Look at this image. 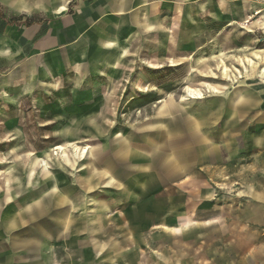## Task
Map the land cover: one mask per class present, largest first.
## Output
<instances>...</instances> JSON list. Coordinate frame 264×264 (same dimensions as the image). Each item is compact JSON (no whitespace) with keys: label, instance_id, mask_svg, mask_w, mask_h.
I'll list each match as a JSON object with an SVG mask.
<instances>
[{"label":"crops","instance_id":"1","mask_svg":"<svg viewBox=\"0 0 264 264\" xmlns=\"http://www.w3.org/2000/svg\"><path fill=\"white\" fill-rule=\"evenodd\" d=\"M72 1L1 0L15 15L43 13L54 17L27 24L25 18L10 17L0 7V64L2 56L15 59L20 46L30 45L36 38L43 48H50L30 57L21 68L14 67L1 79L2 86L21 83L12 94L1 92L2 98L7 96L13 101L17 97L51 95L60 89V74H71L73 98L65 105H57L56 120L45 125L67 123L54 139L78 147L67 149L65 143L58 144L65 147L62 155H53L51 149L30 151L29 156L42 158L0 183V264H60L54 257L55 246L57 250L69 247L64 264H119L126 260L127 264H183L167 253L140 259L142 253L134 233L149 226H163L182 241L199 229L193 218L177 225L158 223L165 214L159 192L169 188V211L173 208L170 204L175 183L196 163L210 161L212 152L216 153L214 159H223L227 152L237 153L241 145L237 138L244 133L241 122L249 119L251 111L258 114L252 140L264 146V44L242 47L239 50L243 53L238 54H230L222 47L210 56L202 53L194 57L189 48L206 46V29H199V39L187 45L176 40L174 31L160 22L162 7L178 14L186 11L191 18L196 2L197 11L204 13L210 0H77L76 10L67 15ZM219 4L236 15L243 13L242 23L234 17L228 26L243 29L245 34L255 29L264 34V14L248 28L245 26L250 14L261 9L257 0H219ZM90 8L91 13H86ZM69 33L74 40L59 46ZM228 37L225 35L222 41ZM181 50L184 54L177 56ZM142 54L153 59L142 58ZM139 55L146 68L147 63L154 66L152 71L165 64L177 66L193 60L195 64L187 70L180 96L192 102L171 97L158 101L160 105L152 109L151 117L138 112L142 118L137 116L127 122V132L114 139L108 149L80 145L82 130L98 138L105 136L106 123L102 119L115 106L111 99L117 90L115 81L122 77L126 64L130 69V60ZM223 65L229 68L227 73ZM192 75L195 78H190ZM198 77L204 80L195 85ZM244 77H257V82L253 87L240 83ZM146 86L132 85L136 94L132 101L147 92ZM187 87L200 89L202 97L190 96ZM206 96L213 98L202 102ZM70 103L72 108L66 106ZM44 107L39 104V108ZM196 179L184 182L189 185L202 181ZM242 181L245 185L241 194L258 201L246 207L245 217L262 224L264 194L255 192L247 178ZM133 206V214L128 211L127 215H112L114 209L128 210ZM126 218L130 221L127 226L123 224ZM210 224L205 220V227ZM124 231L127 248L114 237ZM133 246L136 249L129 250ZM79 256L83 261H76Z\"/></svg>","mask_w":264,"mask_h":264},{"label":"rangeland","instance_id":"2","mask_svg":"<svg viewBox=\"0 0 264 264\" xmlns=\"http://www.w3.org/2000/svg\"><path fill=\"white\" fill-rule=\"evenodd\" d=\"M76 1L73 0L69 4L67 15L76 10ZM98 1L101 3L104 0ZM197 6L196 2L191 9V18L188 17L186 11L178 14L171 8L162 7L161 14L163 15L160 18V22L166 29L174 31L176 40L187 45L199 39V29H206L208 33L206 46L198 49L194 45L189 48L190 51L188 50L193 53L194 57H198L202 53L204 56H210L213 52L218 53L222 47L230 54H238L243 53L239 50L242 47H259L264 44V34L260 29L245 34L243 29L228 26L234 17L242 23V12L237 15L232 13L227 6L220 5L219 0H210L204 13H199ZM0 7L3 13L10 17L19 16L13 14L1 0ZM85 12L91 13V8ZM19 18H31L35 21L54 17L40 13L33 16L21 15ZM40 34L41 31L38 35ZM225 35L229 37L227 41H222ZM65 40L64 44L59 46L69 44L74 40V37L69 33ZM37 41L36 38L30 45H21L15 59L1 57L0 81L3 77L8 76L14 67H22L33 55L41 51H49V47L45 49ZM183 54V50L176 53L177 56ZM168 56L169 54L164 55V57ZM142 58L153 59L145 54H142ZM210 62L214 66V60L211 59ZM15 63L16 66H14ZM129 63L132 67L127 69L126 64L122 77L115 81L117 90L113 92L111 98L115 106L109 109L108 116L102 119L106 123L105 136L98 138L92 132L82 130L80 145H99L108 149L114 139L127 132V122L134 120L137 116L140 117L138 112L146 113L151 117L153 116L152 109H156L160 105L157 102L169 100L171 97L183 101V103L192 102L187 97L182 99L180 96L182 95L181 89L186 84L184 80L188 76L187 70L195 64L193 60H190L188 64L184 62L177 66L165 64L163 68L156 71L151 70L154 66H151L150 63H147L149 68L145 67L141 55L134 57ZM190 78L195 77L192 75ZM201 80L204 79L198 77L194 84L198 85ZM73 81L72 75L64 72L60 74L59 78L60 89L54 90L51 95L37 94L29 97H17L18 99L12 101L7 96L3 99L0 94V183L12 179L17 171L27 170L28 164L33 160L42 158L29 156V153L32 154L30 151L42 153L46 149H51L53 155L54 153L62 155L65 149L59 150L57 147L60 146L58 144L65 142L56 141L54 134L63 130L67 123L45 124L56 120L54 117L58 114L54 109H57V105H65L73 98ZM256 82L257 77L240 79V83L250 87H253L252 85ZM134 83L147 84V92L132 101V97L136 95L132 89ZM20 86V82H16L14 85H0V93L12 94L13 90L16 91ZM150 89L153 90L149 91ZM212 98L206 96L201 101H209ZM39 104L45 105V107L39 108ZM66 106L72 108L73 104L70 103ZM262 112H264V105H262ZM257 117L258 114L251 111L249 119L241 122L244 133L239 134L237 138L239 141L241 140L237 153L227 152L223 159H214L216 153L212 152L210 161L196 163L185 176L175 183L172 190L173 200L170 204L173 208L169 211L166 210L167 198L170 194H168L169 188L164 187L160 190L159 195L162 205L165 207V214L159 222H156L177 225L193 218L198 221L200 227L182 241L167 232L163 226L160 228L149 226L145 231H136L134 239L142 253L140 259L149 254L167 253L175 262L182 261L183 264H264V223L259 224L257 221L245 217L246 207L255 206L258 201L241 194L245 185L242 181L244 178L248 179L249 186L255 192L264 194V183L261 182L264 180V146L254 144L251 137L254 131L252 126ZM260 129L262 128L260 127ZM64 145L67 146V149L78 147L68 143ZM86 148L88 149L89 146H84L83 149L86 150ZM196 178H202V181H195L189 185L184 182L189 179L197 180ZM101 190L104 189L101 188ZM135 209V206L128 210L127 208L114 209L112 215H127L128 211L133 214ZM205 220L211 221L207 227L204 225ZM129 223V219L126 218L123 224L127 226ZM125 232L114 237L122 243L123 247L127 248V237L123 236ZM68 249L69 247L66 246L63 250H57V246H55L54 257L59 260L58 263L67 262L64 256ZM134 249H136L134 246L133 250L129 248L131 251ZM76 261H83V257L79 256ZM119 264H127V260L121 261Z\"/></svg>","mask_w":264,"mask_h":264},{"label":"bare ground","instance_id":"3","mask_svg":"<svg viewBox=\"0 0 264 264\" xmlns=\"http://www.w3.org/2000/svg\"><path fill=\"white\" fill-rule=\"evenodd\" d=\"M20 1V0H19ZM260 4H261V9L260 10H257L255 12H253V14H250V16L248 17V19L245 21V26L246 28H248L250 25L248 24H251V22L258 18V17H262L263 14H264V2L261 1V0H257ZM18 2V1H17ZM26 3V2H25ZM262 24H263V27H264V20L262 21ZM254 25V24H253ZM256 57V56H255ZM220 60V59H219ZM249 60V59H248ZM251 61V60H249ZM253 62V61H251ZM222 64V62H221ZM223 70L224 72L227 73V71L229 70V68L225 65H223ZM229 77V76H227ZM187 90H188V94L192 97H202V91L200 89H196V88H193V87H187ZM158 127V126H157ZM88 147V146H87ZM57 149L59 150H64L65 148L63 146H59L57 147ZM81 149V148H80ZM89 150V149H88ZM132 153V152H131ZM87 160V159H86Z\"/></svg>","mask_w":264,"mask_h":264},{"label":"trees","instance_id":"4","mask_svg":"<svg viewBox=\"0 0 264 264\" xmlns=\"http://www.w3.org/2000/svg\"><path fill=\"white\" fill-rule=\"evenodd\" d=\"M17 18H14V20H16ZM19 19H21V18H19ZM25 22L27 23V24H31V23H33V20L31 19V18H25Z\"/></svg>","mask_w":264,"mask_h":264},{"label":"built area","instance_id":"5","mask_svg":"<svg viewBox=\"0 0 264 264\" xmlns=\"http://www.w3.org/2000/svg\"><path fill=\"white\" fill-rule=\"evenodd\" d=\"M261 1H263V2H264V0H261Z\"/></svg>","mask_w":264,"mask_h":264}]
</instances>
